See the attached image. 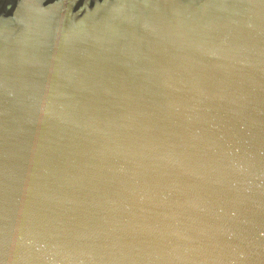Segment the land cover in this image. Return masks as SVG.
Here are the masks:
<instances>
[{
    "label": "water",
    "instance_id": "obj_1",
    "mask_svg": "<svg viewBox=\"0 0 264 264\" xmlns=\"http://www.w3.org/2000/svg\"><path fill=\"white\" fill-rule=\"evenodd\" d=\"M0 264H264V0H0Z\"/></svg>",
    "mask_w": 264,
    "mask_h": 264
}]
</instances>
